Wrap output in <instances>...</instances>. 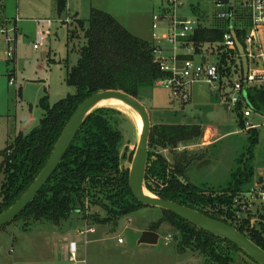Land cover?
<instances>
[{
    "label": "trees",
    "instance_id": "trees-1",
    "mask_svg": "<svg viewBox=\"0 0 264 264\" xmlns=\"http://www.w3.org/2000/svg\"><path fill=\"white\" fill-rule=\"evenodd\" d=\"M55 1L57 13L61 17L67 10L68 0ZM197 7V4L191 3L194 14L200 16L199 28L193 37L196 44L205 46L209 43H222L230 27L244 44L249 29L230 25L234 18L242 17L236 9L232 19L225 21L227 27L219 28L204 26L201 20L205 18L198 13ZM83 27V21L78 19L74 29L69 32L70 37L77 38ZM85 37L87 43L79 51L78 63L68 71L66 78L67 84L76 88V94L54 105L50 104L48 96L43 98L40 102L43 111L40 123L29 134H19L1 154L0 215L11 208L33 184L67 123L87 98L102 91L116 90L138 99L142 89L153 87L157 81L169 76L155 62V42L135 36L104 11L92 9ZM224 57L219 59L221 67L226 63L227 58ZM246 95L250 109L264 115V90L246 88ZM112 112L102 108L88 117L46 186L7 227L21 223L22 229L28 230L33 223L44 222L59 226L73 215L81 217L90 227H117L123 218L145 207L132 195L129 171L122 163L127 157L121 153L123 137L114 126ZM241 125L245 127L244 122ZM251 132L256 141V129ZM203 136L204 130L196 125L153 126L149 147L171 151L172 163L163 154L150 151L146 188L161 199L189 207L234 227L264 250V228L263 231L256 228L252 230L249 221L239 224L234 220V199L239 192L246 190L247 184L254 181L256 172L252 167L246 165L244 171L233 177L234 181L229 188L219 194L184 182V173L195 158L187 152L179 154L175 151L180 144L190 143ZM129 160L132 161V156ZM151 178L155 179V186L149 184ZM162 212L160 224L169 223L180 233V253L187 250L194 254L198 252L199 256L214 262L221 257L214 248L220 244L232 255L226 259L221 257L226 264H235L234 256L237 253L247 257L234 244L196 228L173 213ZM160 224H154L150 230L157 232Z\"/></svg>",
    "mask_w": 264,
    "mask_h": 264
},
{
    "label": "rangeland",
    "instance_id": "rangeland-1",
    "mask_svg": "<svg viewBox=\"0 0 264 264\" xmlns=\"http://www.w3.org/2000/svg\"><path fill=\"white\" fill-rule=\"evenodd\" d=\"M232 1H234L233 6L242 16L241 19L234 18L233 25L236 27L243 26L250 30L251 10L249 3L251 0ZM192 2L197 4L198 13L204 16L205 19L201 20L204 26L227 27L225 21L217 19L218 11L215 9L212 0H182V6L177 11L180 19L199 20L200 16L194 14L191 9ZM73 3H80V15L75 17H78L84 24L75 39H72L69 35V31L73 29V20H70V18L76 15L75 13L72 12L69 16L67 11L59 18L55 12L51 13L50 0H0V30L11 31L15 29L14 22L17 20V46L19 47V52L17 51L18 66L15 68L16 59L9 60L6 57L9 47L5 38L0 35V167L3 161L2 152L20 134L17 128L18 123H20L19 120L27 117L30 113L36 115L38 120L42 115L40 106L34 103L36 101L35 92L28 91L29 88L25 83V77L33 65L32 59L36 58L40 51L49 50V60L47 58L46 67L48 71L47 79H50L47 82L46 92L50 104L54 105L70 95H75L77 92L75 87L67 84V72L78 63L79 51L87 43L85 29L88 27L92 9H98L112 15L128 31L139 38L141 37V39H144L148 32L152 33L153 15L158 14L161 9L158 0H73ZM46 18L55 22L51 27L49 40L39 51H35L34 44L37 38L38 26L34 21ZM21 21L28 22L24 24L23 29L20 24ZM156 32L159 36L164 34L163 31L161 33V30ZM10 34L14 35L12 32ZM261 42L264 44V36ZM241 44L243 45L242 42ZM180 53L182 54L184 51H180ZM254 53L258 54V51H254ZM222 57V55L219 56V59ZM196 58L199 60V57L195 56ZM224 58H227L226 63H224L227 74L231 77L236 72L237 77L235 78L242 81V76L244 77L243 57L237 51H233L230 56L225 55ZM209 62L217 63L216 52L209 56ZM250 66L254 68L255 64L253 62L250 64L249 61ZM13 71L16 75L15 83L9 86V74ZM184 92L187 102H184L181 96L171 97L169 89L158 85L142 89L138 97V100L149 111L152 128L160 121L201 125L203 126H200L202 129L207 126L209 132H211V128H216L214 130L216 138L213 143L208 144L203 150L195 147L202 141L203 138H201L190 143L180 144L175 151L182 154L178 151L181 146L190 147L189 151L181 152H187L189 156L195 158V161L185 171L184 180L200 189L217 191V194H219L220 191L229 188L234 181L233 177L244 171L246 165L252 167L256 174H264V115L255 114L244 104L237 106L232 104L229 100L231 96L229 89H223L222 92L217 93L207 85L196 84L188 87ZM9 93L13 96V102L8 101ZM105 108L113 111L111 115H114V126L122 133L123 147L121 153L127 156L122 160V163L124 168L129 171L132 162L129 157L132 156L133 158L139 139L137 123L130 115L116 108ZM242 122H248L256 127L258 136L256 141L251 132L252 129L249 131L246 130V126L243 128ZM210 141L209 139L207 143ZM150 151L162 152L161 148L149 147V154ZM165 154L172 158L171 151ZM154 180L151 178L149 184L153 185ZM253 186L254 181L247 184L245 189ZM77 218L81 217L73 215L59 226L48 222L33 223L30 230L36 234L56 232L59 238L68 236L75 237L77 240L83 239L78 232L82 228V223ZM162 219L163 212L161 209L144 207L123 218L117 227L110 225L105 228L97 227V229L100 230L99 232L103 237L112 239L114 244H118V240L122 239V242L125 243L122 247L135 253L138 260L137 264H226L224 259L232 256L220 244L215 245L214 248L218 250L217 253L224 259L220 257L218 261L214 262L199 256L198 252L194 254L192 251L187 250L185 253H180L178 250L181 241L180 233L169 223L163 222L160 224ZM260 223L261 225L255 218V221H253L254 228L263 231L264 222ZM154 224H160L156 232L159 236V243L157 245H139L142 234L150 231ZM21 226V223H15L0 231V249L8 257L12 246H16V240H19L22 244L28 242V240L23 239V233L19 230ZM29 243L40 246L38 245L40 244L38 238L32 242L29 241ZM142 250L144 251L142 252ZM145 250H149L153 255L149 257ZM234 258L235 264H254V262L239 253Z\"/></svg>",
    "mask_w": 264,
    "mask_h": 264
},
{
    "label": "built area",
    "instance_id": "built-area-1",
    "mask_svg": "<svg viewBox=\"0 0 264 264\" xmlns=\"http://www.w3.org/2000/svg\"><path fill=\"white\" fill-rule=\"evenodd\" d=\"M161 4V9L158 14L154 15V28H159V25H164L165 32L162 36L154 33L153 40L155 41L154 57L155 62L159 65L163 72L169 74L168 77L156 82V85L162 86L171 91V97H182L184 102L185 90L196 84H204L209 86L216 92L222 90H230V102L234 105L245 103L247 98L243 93L245 88L264 89V44L261 42L264 36V0H251L249 8L251 10V29L244 41L245 56L247 55L250 64H255L254 68L249 67L247 78L243 77L242 81L235 78L234 72L231 77L227 75V70L220 65V60L217 63H210L203 51L207 48L212 54L216 52L217 57L229 55L233 51H238L235 34L236 31L230 27L228 32L224 34L223 42L219 44H208L205 46L198 45L193 40V37L199 28V20L180 19L177 11L182 6V0H158ZM215 9H217V19L230 21L235 12L232 0H212ZM51 19H39L35 23L38 26L37 38L34 44V50L40 48L49 40L51 27L54 24ZM232 26V21L230 22ZM14 33L11 35L10 33ZM0 35L5 38L9 50L6 52V57L9 60L15 58V29L8 31L0 30ZM237 36V34H236ZM238 38V37H237ZM221 48V49H220ZM184 51V53H180ZM254 51H258L255 54ZM196 57H199L195 59ZM252 69V72H251ZM237 79V80H236ZM15 79L12 77L10 85H14ZM246 94V93H245ZM247 97V95H246ZM187 102V101H186ZM246 130L256 129L255 126L245 123ZM263 177V183L257 184V176ZM234 220L239 224H244L249 221V227L253 230L255 218L260 222H264V174H256L254 186L242 192H239L234 199ZM96 233L95 227L87 226L79 231V235L83 237L85 244L88 243V236ZM264 241V232L262 234ZM119 243H123L119 239ZM78 242L70 240L69 251L72 259L78 257Z\"/></svg>",
    "mask_w": 264,
    "mask_h": 264
},
{
    "label": "water",
    "instance_id": "water-1",
    "mask_svg": "<svg viewBox=\"0 0 264 264\" xmlns=\"http://www.w3.org/2000/svg\"><path fill=\"white\" fill-rule=\"evenodd\" d=\"M235 40L238 52L243 57L244 78H247L249 73V61L245 56L244 46L241 44L236 34ZM244 97L246 98V94ZM108 101H116L126 105L135 111L142 121V130L139 132L138 143L134 150L129 169V186L134 198L145 207L158 208L175 214L196 228L234 244L254 263L264 264V250L255 245L234 227L224 222L214 220L189 207L161 199L148 191L145 184V178L149 166V142L152 131L150 114L148 109L142 105L138 99L127 93L116 90L102 91L93 94L77 108L76 112L64 128L45 166L38 174L33 184L11 208L0 215V231L14 222L16 218L35 200L57 171L62 159L69 150L84 122L95 111L105 108L104 106H101V104ZM262 183L263 177L260 175L257 176V184ZM158 243V234L150 230L142 234L138 244L157 245Z\"/></svg>",
    "mask_w": 264,
    "mask_h": 264
},
{
    "label": "crops",
    "instance_id": "crops-1",
    "mask_svg": "<svg viewBox=\"0 0 264 264\" xmlns=\"http://www.w3.org/2000/svg\"><path fill=\"white\" fill-rule=\"evenodd\" d=\"M79 4L80 3L74 4L73 0H68V6H67L66 12L68 11L69 16H71L72 12L76 14L70 18V20L71 19L73 20L72 22L73 29L76 25V21L79 19L78 17H75V16L80 15ZM49 8H50L51 13L55 12V14L59 18H61L66 13L65 12L61 17L58 15L55 0H50ZM17 12H19V10H17ZM154 15H153V18H154ZM46 19H49V18H46ZM16 22L17 20H15L14 22L15 30L17 29ZM27 23L28 22H24V21L20 22V24L22 25V29L24 27V24H27ZM66 24H68V22H66ZM151 25L153 29L152 33L148 32V35H145L143 40L154 43L155 42L153 40L154 33H156L157 30H161V33L162 31L165 32V29L163 28L165 26L161 27V24H160L159 28H154L155 26H154L153 20L151 22ZM17 36H18V29L15 31V46H14L15 53H16L15 54V59H16L15 68L18 66V60H19L17 58L18 57L17 51L19 52V47L17 46ZM23 52L27 55L25 51ZM203 53L206 57H208V58H204V60H207V59L209 60V56L212 54L211 50L206 48V50L203 51ZM36 56H37L36 58L32 59L33 65L31 66L29 72L27 73L25 77V83H26V86L29 88L28 91L35 92L36 101L34 103H36L37 106L38 105L40 106L41 100L45 98L46 96H48L46 92V88H47V82L50 78L47 79L48 71H47L46 64H47V58L49 60V50H42ZM217 59L219 58L217 57ZM12 77L14 79L16 77L14 71L13 73L9 74V86H12L10 85V80ZM242 80H243V76H242ZM42 87H45V88L43 89ZM16 92L17 91L15 90V93ZM217 93H220V92H217ZM245 93L246 91H244L243 93L244 96H245ZM8 101L13 102V96L10 93L8 94ZM14 101H15V98H14ZM242 104L246 105V107L250 109L247 102L241 103V105ZM40 112L42 114L40 116V120H41L43 116V111L41 108H40ZM40 120H38V118H36V115L32 113L27 115V117H24L22 120H19L20 123H18L19 126L17 125V128L20 131V134H24V135L29 134L33 130V128H35L40 123ZM155 125L185 126L189 124L165 123V122L160 121V123H156ZM198 126H201V125H198ZM204 127L205 128L203 129L204 130L203 139L198 145H195V147L201 148V150H203L208 144L213 143L214 139L216 138V136H214L216 135L214 131L216 129L215 127L213 129L211 128V132L208 131L207 126H204ZM209 139L211 141L207 143ZM189 148L190 147L181 146L178 151H180V153H183L181 151H189ZM168 152L169 150H162V152L160 153L161 154L164 153L163 155L167 158V160L170 163H172V158L168 157V155L165 154ZM77 220L80 223H82V228H80V230L89 226L86 222H83L80 218H77ZM30 229L31 227L28 230H23L22 226L21 228H19L20 232L23 233V237H24L23 239L28 240V242L25 244H22L19 242V240H16V246L15 247L12 246L9 257L3 252L2 249H0V264H137V261H138L135 256V253L131 252L130 249H126L122 247L124 246L125 243H119V240H118V244H114V242H112V239L103 237L100 234L99 232L100 230L97 229V227L95 228L96 233L90 234L88 236L87 244H85V241L82 238L78 240L75 237H68V236H63L62 238H59L56 232H45V233L41 232V233L36 234ZM37 238L40 241V244H38L40 246H34L33 243L32 244L29 243V241L32 242ZM70 240H75L78 242V249H79L78 257L75 260L72 259L70 255V251H69ZM143 251L144 250H142V252ZM145 252L148 254L149 257L153 255L152 252H150L149 250H145Z\"/></svg>",
    "mask_w": 264,
    "mask_h": 264
},
{
    "label": "bare ground",
    "instance_id": "bare-ground-1",
    "mask_svg": "<svg viewBox=\"0 0 264 264\" xmlns=\"http://www.w3.org/2000/svg\"><path fill=\"white\" fill-rule=\"evenodd\" d=\"M101 106H104L107 108H109V107L116 108V109L120 110L121 112L130 115L136 121L139 132H141L142 121H141L140 117L138 116V114L135 111H133L132 109H130L126 105H124L120 102H116V101H108V102L102 103Z\"/></svg>",
    "mask_w": 264,
    "mask_h": 264
}]
</instances>
